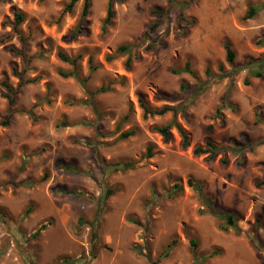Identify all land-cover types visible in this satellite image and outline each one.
I'll use <instances>...</instances> for the list:
<instances>
[{
	"label": "rangeland",
	"instance_id": "obj_1",
	"mask_svg": "<svg viewBox=\"0 0 264 264\" xmlns=\"http://www.w3.org/2000/svg\"><path fill=\"white\" fill-rule=\"evenodd\" d=\"M70 1L0 0V264H264L252 239L264 245V142L228 151L226 165L222 153H193L206 140L230 148L264 140V123L254 124L264 120V76L243 84L246 62L264 56V0H113L105 30L109 0H90L81 25L83 0L68 12ZM249 4L259 10L244 20ZM14 12L24 16L25 43L12 34ZM121 45L140 55L129 69ZM58 51L79 57L82 82L60 75L72 67ZM186 64L195 77L173 73ZM218 64L232 76L211 82L205 70L219 74ZM17 75L36 81L10 108L1 84L17 90ZM209 82L197 96L180 89ZM140 99L178 111L144 118ZM169 123L185 129L186 148L175 126L169 141L153 130ZM102 187L112 190L104 201Z\"/></svg>",
	"mask_w": 264,
	"mask_h": 264
},
{
	"label": "trees",
	"instance_id": "obj_2",
	"mask_svg": "<svg viewBox=\"0 0 264 264\" xmlns=\"http://www.w3.org/2000/svg\"><path fill=\"white\" fill-rule=\"evenodd\" d=\"M89 1L90 0H83L81 15L79 18V25L84 23L85 18L88 16L89 7H90ZM76 2H77V0H71L69 2L68 6L65 8V11H68V12L71 11L72 7L74 6V4ZM258 10H259V7L254 6L252 4H249L246 15L244 16V20L252 19L258 13ZM160 13H162V12H160ZM113 17H114V3H113V0H109L108 4H107L106 17H105L104 22H103V29L104 30L108 26L111 25ZM14 19H15V23L11 26L12 27V34H15L22 43H25L27 41L26 40L27 38L24 36L22 30L20 29V26L24 21V16L20 12H14ZM182 20L185 21L184 18H182ZM192 23L193 22L190 21V23H188V24H192ZM157 26H158V24L154 23L153 25H151L149 27V30L153 31ZM81 33H82V28L78 27L75 34L79 35ZM144 39H148V34L144 35ZM155 47H156L155 44H149L146 46L145 50L147 52H150V51H153L155 49ZM224 47H225V54H226V62L232 68L231 70L236 73L239 70L237 68H234L235 52L233 51V49L229 43H226ZM133 48H134V45H121L116 49V52L118 55H120V56L127 55V58L125 60V68L126 69H129L131 67V64L133 61H137L140 59V55L138 53L132 54ZM10 51L12 53H16L22 57L24 55L23 53H18L14 48H11ZM57 57L60 61L66 63L72 67L71 72H60V75L63 77H66V78L67 77H73L77 81L82 82L79 79L77 71H76L77 62L79 60V57H70V56L66 55L65 53H63L62 51L57 52ZM108 59L110 60V59H112V57H108ZM243 68H244V70H247V76H246V78H244L243 84H244V86H248L250 84L251 78L259 79V78H262L264 76V56L262 58L256 60V61H254V60L247 61ZM90 69L93 70L94 67L90 66ZM217 69L219 71V74H216V75H213V73H211V70L209 67H207L205 70V74L207 76H209L211 82H218L221 79L226 78V77L231 78L230 76H232V75L228 76V74L225 72V68L222 64H218ZM180 72H184V73L189 74L192 77H195V74L191 71L189 64H186L185 67L182 69V71H174L173 73L177 75ZM17 77L19 79V84H18V89L15 91L6 82H2V84H1L2 87L6 90V93H1V95L3 98H5L7 100V104L10 108L15 104V101L17 98V93H18L19 89L25 84L33 83L36 81V79L23 80L22 75H17ZM211 82H209L207 84H201L200 83L192 89H188L185 85L181 84L180 89L186 93H190L191 95L193 94V95L197 96V95L201 94L202 92H204L206 89H208ZM47 89L49 90V88H47ZM103 91H104L103 89L98 90V92H103ZM93 96H94V94L90 96V103L94 107V104L92 102ZM225 103H227L226 98L223 100L222 104H225ZM139 106L142 110L144 118L153 117V116H163L166 113H172V115L175 116L177 111H178V108H174L172 106H163L161 108L151 109L147 106V104L142 99L139 100ZM18 112L21 114L29 115L33 119L31 110L22 109V110H18ZM12 116H13V112H9L7 119L2 121V125L8 126L10 121H11ZM260 123H264V120H262V118H260L259 116H256V120H255L254 124L257 125ZM173 126L176 127L177 131L179 132V134L182 137V142H181L182 148H186L188 145L187 132L180 125L175 124V123H169V124L164 125V126H154L153 130L156 133H158L164 141H169L171 139V128ZM131 135H132L131 132H126V133L121 134L119 136V139H126V138L130 137ZM263 142H264V140H262L258 143L246 142L243 146H233L230 148L228 146L218 145V144L213 143L210 140H206L204 145L196 146L193 150V153L195 155L208 154V160H212V159H214L216 154L222 153L223 156H222L220 161L223 165H226L227 164L226 153L228 151L233 152V153H242V151H244V150L252 151V150H254V148L256 146L262 144ZM147 151H148L149 156H151L152 155L151 149L148 148ZM123 166L128 167L130 165L128 163H124ZM23 167H24V162L20 166V169H22ZM74 171L79 172L78 170H74ZM48 177H49L48 173L45 172L43 174V176L35 183H42V182L46 181L48 179ZM257 185L258 186L264 185V180L262 182H258ZM56 192L58 194L74 195L76 197L82 196L81 193L68 191L65 189H58V190H56ZM111 194H112L111 189H109L107 187H102V196H101L102 198H101V200L104 201ZM26 213H28V211H26ZM221 214H223V213H221ZM97 219H98V216H96L95 222L92 224L93 229H95ZM42 229H44L43 226H41L33 234V238L37 237L39 235V232ZM252 239L258 248H260V249L264 248V245L262 243H260L257 239H255V238H252ZM190 245L194 249L197 246L195 240L192 238H190ZM170 248H171V244L166 247V250L162 256L165 257Z\"/></svg>",
	"mask_w": 264,
	"mask_h": 264
},
{
	"label": "water",
	"instance_id": "obj_3",
	"mask_svg": "<svg viewBox=\"0 0 264 264\" xmlns=\"http://www.w3.org/2000/svg\"><path fill=\"white\" fill-rule=\"evenodd\" d=\"M229 224H231V222H229Z\"/></svg>",
	"mask_w": 264,
	"mask_h": 264
}]
</instances>
